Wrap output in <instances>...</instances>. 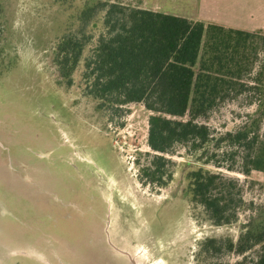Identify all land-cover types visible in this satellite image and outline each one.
Instances as JSON below:
<instances>
[{
  "label": "rangeland",
  "instance_id": "obj_1",
  "mask_svg": "<svg viewBox=\"0 0 264 264\" xmlns=\"http://www.w3.org/2000/svg\"><path fill=\"white\" fill-rule=\"evenodd\" d=\"M85 1L0 0V264H232L236 255L205 254L202 245L236 241L247 214L216 226L191 203V172L212 169L201 152L177 147L168 185H144L150 112L141 104L100 108L85 94L88 49L71 85L60 78L56 46ZM186 3L227 25V0ZM253 111L231 101L205 123L219 137ZM251 179L264 183V173ZM245 198L264 203V191L247 187Z\"/></svg>",
  "mask_w": 264,
  "mask_h": 264
},
{
  "label": "trees",
  "instance_id": "obj_2",
  "mask_svg": "<svg viewBox=\"0 0 264 264\" xmlns=\"http://www.w3.org/2000/svg\"><path fill=\"white\" fill-rule=\"evenodd\" d=\"M99 20L102 30L95 31ZM87 49L85 94L100 108L141 104L150 112L152 153L141 167V182L163 188L173 179L177 147L201 152L199 161L212 169L191 172V203L216 226L247 214L236 241L206 239L202 252L218 256L225 250L236 255L232 264H264V203L245 198L247 187L264 191V183L251 179L254 171L264 173V32L86 0L55 50L59 76L68 85ZM231 101L254 111L215 137L205 121Z\"/></svg>",
  "mask_w": 264,
  "mask_h": 264
},
{
  "label": "crops",
  "instance_id": "obj_3",
  "mask_svg": "<svg viewBox=\"0 0 264 264\" xmlns=\"http://www.w3.org/2000/svg\"><path fill=\"white\" fill-rule=\"evenodd\" d=\"M173 1L176 0H147L143 4H139L135 7L187 17L193 20H203L206 22L209 20L202 16V14L197 15L194 11L195 7H189L186 9V1L194 2L195 0H184L181 5H176L178 7L172 5ZM197 1L201 2L202 6L205 5V0ZM226 18L227 26L250 31L260 30L264 32V0H227ZM217 23L225 25L223 21Z\"/></svg>",
  "mask_w": 264,
  "mask_h": 264
}]
</instances>
